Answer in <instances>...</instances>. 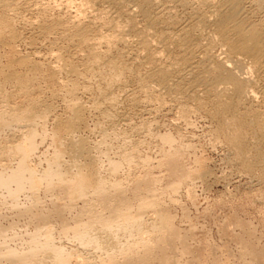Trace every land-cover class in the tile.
Segmentation results:
<instances>
[{
    "label": "rangeland",
    "instance_id": "rangeland-1",
    "mask_svg": "<svg viewBox=\"0 0 264 264\" xmlns=\"http://www.w3.org/2000/svg\"><path fill=\"white\" fill-rule=\"evenodd\" d=\"M23 6L22 8L25 10L22 8L19 9V17L17 16L16 20L14 19V27L16 26L15 30L17 29L19 34L25 36L29 35L34 40L36 38L34 28L38 26V21L42 23L44 21L47 22L46 20H51L53 17L57 16V13L51 10L52 13H49V10H45V12H41L44 14L41 16L40 11H36L38 10L36 8L37 6H32V8L31 6L30 8L28 6ZM254 6L257 8L256 5ZM254 6L252 9H254ZM30 9H32V11H30ZM36 13L41 17H38ZM28 22L30 25V22L33 23L29 26V24H27ZM35 24L37 25L36 27ZM32 34H34V36ZM45 39L36 38L33 45L28 42H18L15 44V50V45L11 48L12 45L0 41L1 66L3 65L4 68L6 67V70H8L9 66L13 64L12 66L16 68L15 70H17L19 74H23L22 76H29L26 66L18 61L20 57H30V59H32L35 57L33 55L34 51L38 50L40 56H47L50 51V44L53 46L55 45L56 47L54 46V48L56 49L59 46L58 48H61L63 52L65 50V54L67 55H70L72 52V48L68 45V47L65 46V44L68 43L60 39H58L59 42L57 39H54V37H47V39ZM59 43L62 44L60 45ZM42 50L43 54L41 53ZM66 50L68 51L66 52ZM13 57L15 59L18 58L16 59L18 62L13 59ZM126 58L125 59L129 61V57L127 56ZM38 59L41 60H38L41 64L44 62L46 65L53 60L44 58ZM79 60L74 58L73 61L75 64L78 63L77 68H80L79 71H81L83 61L80 60L82 63L76 62ZM7 63L10 65H7ZM45 64L43 65L45 66ZM149 68L150 65L148 64L136 68V71L132 69L133 72L131 70L129 74L128 72L125 73L126 75L124 74V77H131L128 78L129 80L123 78V80L126 79L125 82L130 89L127 87L124 88H127L125 91L128 93L126 94L120 87H116L118 86L117 84L115 89L118 88L116 90L118 95L117 101L115 100L114 102L109 101L111 99L104 98L100 94V89L105 82L102 80L101 75H99L100 71L98 69H95L96 71H91V74L81 75L82 77L80 75H71L73 80L69 77L70 75L68 76L65 73H57L55 74L57 78H53L56 76H52L53 74L44 68L43 71L35 77L34 82L36 81V85L28 93L19 87L21 85H18V81L16 82V80L10 79L3 80V78H1L0 81L3 83L1 86L2 89L0 88V112H3L6 108L7 111L11 106H16L22 110H28L31 109L34 103L35 107L37 106L35 110H39H37L38 113L48 110V113L45 114L46 119L42 120L38 118L33 125L36 134V148L30 156L27 157V160L35 170L37 168L36 172L39 171V173L42 174L49 167L55 166L53 159L57 152H62L60 161L62 166L59 165V167L64 170L68 169L67 166L70 167L73 164L71 158L72 142L80 141L84 144L85 150L87 151L84 155L80 156V158L76 159L77 163L75 167H72L71 175L78 172L77 168L84 166L88 167V165L91 166L90 164H93L96 160V165H94V163L92 165L93 167H91H96L95 169L98 173L100 171V174H103L102 176L106 181L108 180V189L110 186L111 188L109 190L106 188L109 194L108 207L95 192H89L86 198H78L73 194V188L71 189L72 185H69L71 187L63 185L56 179L50 188L47 182L40 183L41 185L38 184V186L28 184L24 190L19 192L20 194H17L18 196L16 195L17 197H13L8 189L0 186V229L3 228L2 230H5L3 234L0 233V264H55L54 256L48 249H39L34 255L25 257L22 262L21 260L13 261L9 257L2 255L3 253L7 254L8 250H15L20 254L24 253V255L29 254L31 250L36 249L37 245L44 244L43 241L46 240V238H44L46 237L44 232L50 233L53 239L51 240L50 238V240L52 243L54 242V246L65 251L69 256L71 255L68 264H103V260L108 258V251L110 250H106L105 248L101 249L98 245L97 247L95 242H84L76 234L83 233L85 229L90 227L88 226L90 223L94 224L95 228L98 225L97 229H95L96 233L103 234L99 226L100 222L97 221L98 219L93 218H96L100 211L102 213V215L100 213L101 216H108L110 212L114 210L113 206H115V208L121 206L122 199L116 196V192L112 189L114 187L113 184H117V182L119 185L123 186L126 196L125 200L128 199L132 203L134 202L132 208H136H131V215L136 214L138 210L135 209H138L137 207H139L141 199L145 196L147 198V195L144 194V185H141L140 188L136 185L137 180L141 181L143 179V181H152V191L154 192L157 204L161 206L162 210L160 211L169 217L170 222L168 227L174 235L172 234L173 244L168 253L174 258L175 264H264V160H261V163H253L252 168L249 167L244 160L248 159L246 157H250L252 160V156L256 154L257 148L255 147V149L252 143L250 144V141L254 139V135L251 133L247 135L248 145L243 147L244 149L242 152H244V155H242L241 152L238 151V148L227 140L228 137L225 131L228 130L227 132L229 133L232 132V130L229 128H222L220 123L222 120L215 115L214 104L211 99L202 92H198V96L190 94V97L189 95L184 97L181 96V94L180 97L177 94L178 90H176L175 93L172 92V96L171 94L165 93L162 100L164 104L158 101L156 102L154 99H147L141 96V94L138 93L137 85L139 87L140 84L138 83H141L139 81L143 80L142 78L146 76ZM45 73H47V76ZM131 73L133 76L130 75ZM88 75L89 77H87ZM95 76H99L102 81L98 79L99 77ZM75 77L77 78L76 82ZM61 79L67 84L63 83ZM69 80H73L74 82H70ZM127 81H130L131 84H128ZM32 90L34 92H32ZM71 90H74L76 94H74V92H69ZM129 92L131 94H129ZM95 94L98 95L95 96ZM125 95H127V97ZM135 95L137 100L133 99ZM98 96H102V98H98ZM130 96L133 98L130 99ZM259 100L260 98L254 101L253 104L248 103L245 105L249 107L253 105L255 107L252 106L253 109H259L261 113H264V100ZM39 102L42 103L40 104ZM108 103H110V107ZM199 103L202 104L200 105ZM74 104L81 106V119H83V121H81L82 125L80 124V127L78 126L75 132L68 134L61 128L62 126L60 124H62V122L65 123L68 119L70 120L74 115L73 112L70 111L71 108H69ZM130 104L132 105L130 106ZM245 105L241 108V110H243L242 112L246 111ZM96 106L100 110L97 109ZM105 106H107L106 110ZM182 107L188 108V113L185 116L182 115ZM107 108L110 110L108 111ZM114 108L116 110H113ZM126 115L128 116L126 117ZM229 119H231L230 116ZM60 120H62L61 123ZM56 121L57 123H55ZM14 123L6 125V127L4 126L2 129L0 127V170H7V172L16 169L21 160L19 152L11 149L14 144L17 145L23 140V130L18 126L17 122ZM124 148H126V151H135V162H128L123 159ZM260 148L264 150V145ZM263 150L262 153H264ZM171 157H175L178 162L176 171L173 170L169 162V158ZM242 157L244 158L242 159ZM114 160L116 161L113 162ZM84 163L85 165H83ZM112 163L121 164L114 174L110 172V166L108 167V165ZM39 173L38 175H40ZM142 189L143 195L139 197L138 191L140 192ZM68 193L71 196H69ZM69 198L73 201H70ZM114 202L117 203L114 204ZM71 205L73 207H71ZM103 207L105 210H103ZM101 209L104 212H102ZM151 209L152 208H148V213H144V215H146L144 216L145 221H148L151 216L156 214L155 210ZM55 210L57 212H55ZM107 210L109 211L107 212ZM51 211H54V214ZM41 212L44 214L42 215ZM96 212L98 215H95L97 214ZM56 215L63 217L61 219V217H57ZM46 224L48 226L45 228ZM149 231L150 232L147 231V233L142 234V236L137 235L136 237L134 235L128 239L124 235L121 236V234H117L115 237L117 239L120 238L118 242L123 248H126L128 245L131 246L130 244L133 243L135 238V241L138 240L140 242L143 241L145 237V239L149 237L152 239V244H157L156 239L160 241L159 235L153 230ZM123 237L127 240V243H125L126 246L124 245L125 239H123ZM34 240L37 242H34ZM83 244L88 245L85 246ZM121 245L120 247H122ZM139 249L140 248L136 246L132 248V250H135L133 255H136V259ZM104 250H106V252ZM104 252L106 253L105 256ZM160 252V249H155V254L153 253L152 256L154 257L152 258L153 264H159V258L157 257L158 254H161ZM73 259L75 260L73 261ZM118 263L123 264L125 262L122 258H118L117 261L115 260V264Z\"/></svg>",
    "mask_w": 264,
    "mask_h": 264
},
{
    "label": "bare ground",
    "instance_id": "bare-ground-1",
    "mask_svg": "<svg viewBox=\"0 0 264 264\" xmlns=\"http://www.w3.org/2000/svg\"><path fill=\"white\" fill-rule=\"evenodd\" d=\"M254 5H256L257 8H255ZM22 6L23 7L28 6L29 8L30 6L31 8L32 6H37L36 8L38 10L36 11H40V13L42 11L45 12V10H49V11L51 10L52 12H56L57 16L53 17L51 20L50 19L46 20L47 22L44 21L43 23L38 21V26L35 24V27L37 26L36 28H34L35 36L36 38H44V39L45 38L47 39V37L50 38L54 37V39H57V41L58 39H60L65 43H68L65 44V46L68 45L70 48H72V52L70 51L72 54L70 53V55H67L65 54V50L63 52L61 48H58L59 46L56 49L54 48L55 45L53 46L52 44H50L51 45V47L49 48L50 51L48 52V54L44 53L47 54V56L45 55L43 57L40 56L38 50V51H34L33 55L35 57L34 58L31 57L32 59H30V57H26V58L20 57L19 59L16 58L23 65L26 66L29 76H22L23 74L22 75L19 74L17 70H15L16 68L12 66L13 64L10 65L9 62L7 63V65L8 64L10 65L9 68L7 67L8 70H6V67L4 68V66L2 65L3 66L2 67L0 64V80L1 78H3V80H9V79L16 80V82L18 81L19 83L18 85H21L19 87H21L23 90H25L28 93L36 85V81L34 82L35 77L39 73H41L44 68H46L47 71L53 74L52 76H54L57 73H65L68 76L70 75L69 77L71 79H73L71 75L83 76L85 74L90 73L93 70L96 71L95 69H98L100 71V73L98 72L99 75H101L102 80H104L105 82V83L103 82L105 85L103 84V87L100 89V94L104 98L111 99L109 101L114 102L115 100L117 101L118 93L116 92V90L119 87L124 91L127 88H129V86L127 87L125 80L128 79L130 76L126 78L124 77V74L127 72L129 74V72L132 69H135L136 71V68L149 64L150 68L147 71L146 76L145 77L143 76L144 77L142 78L143 80L140 79L141 81H139L137 79L139 82H141L138 83L140 84L139 87L137 85L138 93H140L141 96H144L147 99H154L156 100V102L158 101L164 104L162 100L164 98L163 95L165 93L171 94L172 92L175 93V91L178 90V93L177 92L176 93L179 96L181 94V96L184 97L188 95L190 97V94L198 96L197 95L198 92L204 93L206 96H208V98L211 99L212 103L214 104L215 115L222 120L220 122L222 128L224 129L229 128L232 130V132L229 133L227 132L228 130L225 131L228 134L227 135L225 133L226 136L228 137L227 140L230 141L231 144L233 143L234 146L238 148V151H240L242 155H244L243 154L244 152H242V150L244 149L243 147L248 145L247 135L249 133L254 135L253 136L254 139L252 141H250L251 140L250 139L249 141L250 144L252 143V146L254 148L255 147L257 148V151L256 154L252 156V160L250 157H246L245 154V157L248 159H244V160L245 162H247L248 166L252 168L253 163L264 160V153H262L263 149L261 150L260 148L261 146L264 145V113H261L259 109L258 110L253 109L252 108L253 105L250 107L248 105H245L248 103L253 104V102L256 101L258 98H260V100L262 99L264 100V0H0V41H2V43L12 45L11 48H13V46L18 42H25V43L28 42L33 45L34 40L36 39L34 37L35 39L33 40V38H31V36L29 35L28 36H25L23 34L21 35L19 34V31L17 29L15 30L16 26L14 27V22H15L14 19L16 20V17L17 16L19 17L18 15L19 9L22 8ZM253 6L254 9H252ZM30 11H32V9H30ZM51 11L49 13H52ZM40 15L42 16L44 14L41 13ZM40 15H38V17ZM30 23L32 25L33 22ZM27 24H29V22ZM31 25L29 24V26ZM32 35L34 36V34ZM15 48L16 45L14 47V50ZM67 51L68 50H66V52ZM41 53L43 54V50ZM125 56L129 57V61L126 60L128 58H126ZM38 58H44L50 60L53 59L54 61L51 60L50 61L51 63L46 65L44 62L41 64V62H39L41 60ZM74 58L76 60L80 59L83 61V65L81 64L82 61L80 60L76 61V62H81L80 64L83 66L81 71H79L80 68L79 69L77 68L78 63H76L77 65L74 63L73 61ZM13 59L15 58L13 57ZM123 60H126L127 62ZM43 64H45L46 67ZM45 74L47 76V73ZM130 75L133 76L132 73ZM87 77H89V75ZM95 77H99V76H95ZM53 78H57V76ZM123 78L126 79L123 80ZM62 79L61 81L63 82L64 80ZM76 79L77 78L75 77V82L77 81ZM98 79H100V77ZM73 80L72 81L69 80V81L74 82ZM2 83L3 82L0 81V88L2 86ZM129 83L130 81L128 82V84ZM117 84L118 86H116ZM115 86L118 88L115 89ZM125 87L127 88L124 89ZM32 92L34 91L32 90ZM69 92H74V90H71ZM127 93L128 92H126V94ZM74 94L76 93L74 92ZM129 94L131 93L129 92ZM97 95L98 94H95V96ZM102 96L101 97L98 96V98H102ZM125 96L127 97V95ZM131 98L133 97L130 96V99ZM133 99H136V95ZM109 104L110 103H108V105ZM131 105L132 104H130V106ZM243 105H245L246 108V111L244 112H242L243 110H241ZM36 107H35V103L32 105L31 109L28 110H22L21 108H18L16 106H11L7 111L6 108L5 110H3V112H0L1 129L4 128V126L6 127V125H11L12 123L17 122L18 126L21 127V129L23 130L22 133L23 140L20 143L17 142L18 144L17 145L14 144V146H12L13 148H11L12 150L14 149L15 151L17 150V152H19V154L21 155V160L17 168L12 170L11 172H7V170L2 171L3 169L0 170V186L8 189L13 197L14 196L17 197L18 196L17 194L21 190H24V188H26V185L28 184L32 186H38V184L40 183L42 184L43 182H47L48 187L50 188L53 185L54 180L56 179L59 181V183L63 185H67V186L72 185V187L71 186L69 187H71V189L73 188L74 196H77L78 198H86L89 192L93 191L98 196H100L102 202H104L107 205V203H109V194L107 192L108 180L106 181V179L102 176L103 174L102 173L100 174V171L98 173V171L95 169L96 167L92 168L93 167L92 165L94 163H95L94 165H96L97 163L96 160L95 162L92 160L94 162L93 164L92 163L90 164L92 167L89 165L88 167L86 166L79 167L77 168L78 172H75L74 175H71V169L73 166L75 167V164L77 163L76 159L80 158V156L84 155L87 151L85 150L84 144L82 142L80 141L72 142L71 158L73 164L70 167L67 166L68 169L64 170L63 168L59 167V165L62 166L60 164L62 152L61 153L57 152V154H55L53 159V163L55 164V166L49 167L42 174H40L39 171H37L40 175H38V173L36 172L37 168L35 170L31 166V164L28 163L27 157L30 156V154L36 148L35 147L36 134L33 125L38 118L45 120L46 119L45 114L48 113L47 112L48 110L46 111L45 109H43L45 111L38 113L37 112L38 109L35 110ZM106 107L107 106H105V110ZM69 108H71V110L70 109L69 110L73 112L74 115L70 118V120L68 119L66 122L64 121L65 123L62 122V124L60 125L62 126L61 128L63 130H65L68 134H71L72 132H75L76 128L81 124V121H83V119H81V106L74 104ZM113 110L116 109L114 108ZM181 112L183 116L187 115L188 108L182 107ZM127 116L128 115H126V117ZM229 116L231 117V119H229ZM61 121L62 120H60V123ZM55 123H57V121ZM125 149L126 148H124V150ZM134 152L133 150L131 151L125 150L123 154L124 157L123 159L127 160L128 162L134 161L136 158L135 156L136 153ZM243 158L244 157H242V159ZM115 161L116 160H114L113 162ZM169 162L173 170L176 171L177 163H178L176 161V158L175 157L169 158ZM83 165H85V163ZM109 166H110V172L114 174V172L118 169L119 166H121V164L119 165V163H112L108 165V167ZM99 169L101 170V167ZM143 180L141 181L137 180L136 185L139 188L141 185L145 186V188L143 186V189H145L144 194L147 195V198L145 196L144 198L141 199L139 203V207H137L138 209H135L138 210L136 214L131 215L130 210L134 202L132 203L128 199L125 200L126 196L123 186L119 185L117 182V184L116 183L113 184L114 187L112 189H114V191L116 192V196H119L120 199H122L121 206H119L118 208H115V206H113L114 210H112V212H110V215L108 216H101L102 215L101 211H100L101 215L100 213L98 215V213L96 212L97 214L95 215L98 216H96V218H93V219H98L97 221L100 222L99 226L103 234L96 233L95 229H97L98 225L95 228V225L91 223L90 225H88L90 227L85 229L83 233L81 234L78 232H77L78 234L75 233L84 242H88V241L89 243L95 242L96 246L98 245L101 249L105 248L106 250H110L108 251L109 254L107 252L108 258L106 260H103V264H115V260L117 261L118 258H122L124 260L125 263L123 264H133V263L153 264L152 258L154 257L152 256L156 248L160 249L161 251L160 252L161 254L160 255L158 254L157 257L159 258V264H175L174 258H172V256H170L168 253V251L172 248V244H173V238H172L173 233H171L168 227V224L170 222L169 217L165 213L160 211L162 210L161 206L157 204L154 192L152 191V186H153L152 181L149 180L143 181ZM143 189L140 190V192L138 191L139 197L143 195ZM69 200L71 201L72 199L69 198ZM116 203L114 202V204ZM71 207L73 206L71 205ZM148 208L154 209L156 214L151 217L149 216L150 219L148 218L149 220L145 221L144 216L146 215H144V213L147 212ZM103 210H105L104 207ZM103 210L102 212H104ZM108 211L109 210H107V212ZM51 212H53L54 214V211ZM55 212L57 211L55 210ZM43 214L44 213H42V215ZM56 216L61 217L60 215H56ZM36 217H37V213H36ZM47 226L48 225L46 224L45 228ZM2 229H0V233L3 234L5 230L3 231ZM149 230H153L159 235L160 241L159 239L158 240L156 239L157 242V244L155 243L156 245L152 244L151 238L147 236L148 239H145L146 237L144 238L143 236L144 238L143 241L140 242L138 240L135 241L136 240L135 238L133 243L130 244L131 246L128 245L126 248H123L121 244L120 245L122 247H120L118 242L120 238L117 239L115 237L117 234L119 235L121 234V236L124 235L128 239L134 235L136 237L137 235L142 236V234L147 233V231L150 232ZM44 234L46 236L44 237L46 238V240L43 241L44 244L39 246L37 245L36 249L31 250L29 254L24 255V253L20 254L15 250L14 251L8 250L7 254L3 253L2 255L9 257L13 261L21 260L22 262L25 259V257L29 255H34L37 250L48 249L49 251L52 252L54 256L55 264H68V262H70L69 258L71 255L69 256L67 253H65V251L60 250L58 247L54 246L55 244L54 242L53 243L51 242V240L53 239L51 238L49 232L46 233L44 232ZM123 239L125 238L123 237ZM37 241L34 240V242ZM125 241H124V245L125 243H127L126 239ZM135 246L140 248L138 250L137 259L135 258L136 255L135 256L133 255L135 250H132V248ZM106 250L104 251L106 252ZM105 252H104V256L106 254ZM74 260L75 259H73V261Z\"/></svg>",
    "mask_w": 264,
    "mask_h": 264
}]
</instances>
